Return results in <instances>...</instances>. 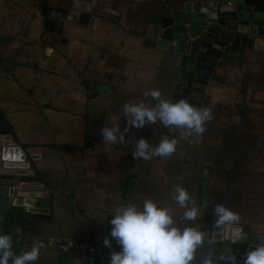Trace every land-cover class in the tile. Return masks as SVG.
<instances>
[{"label": "crops", "instance_id": "0c3cea01", "mask_svg": "<svg viewBox=\"0 0 264 264\" xmlns=\"http://www.w3.org/2000/svg\"><path fill=\"white\" fill-rule=\"evenodd\" d=\"M73 1L0 0V114L32 157L34 179L50 193L48 218L37 222V234L24 242L12 235L18 253L40 241L36 264H71L72 253L48 247V237L89 241L96 229L109 231L116 208L144 199L166 207L176 226L204 233L201 198L211 209L223 204L239 217L231 224L254 235L249 249L264 243V51H245L240 63L216 69L220 79L207 82L197 105L212 114L201 135L181 138L182 129L157 122L130 128L123 142L109 144L100 129L126 127L125 103L153 106L144 96L149 89L172 100L174 55L144 45L151 15L198 0H78L96 1L116 20L100 18L93 28L65 20L61 32L47 31L41 3L69 8ZM162 135L178 140L172 155L133 158L138 138L155 145ZM175 185L200 209L195 221H182L185 209L170 198ZM211 243L205 236L192 264H201ZM241 245L213 248L215 264L239 254Z\"/></svg>", "mask_w": 264, "mask_h": 264}, {"label": "water", "instance_id": "95a60500", "mask_svg": "<svg viewBox=\"0 0 264 264\" xmlns=\"http://www.w3.org/2000/svg\"><path fill=\"white\" fill-rule=\"evenodd\" d=\"M96 1L74 0L71 7L60 8L41 3L47 31L59 33L65 20L94 27L100 18L116 20L114 12ZM144 45L174 55L175 85L172 101L185 99L197 106L209 80L224 62H241L245 51H264V0H198L185 2L182 9L168 15L152 14ZM25 146L12 137L7 121L0 114V233H9L24 242L34 237L37 222L46 220L50 193L34 178ZM204 196V188L200 189ZM208 223L206 237L212 242L209 254L218 245L241 243L240 253L249 249L254 235L246 226H216L210 202L201 198ZM215 257H217L215 255Z\"/></svg>", "mask_w": 264, "mask_h": 264}, {"label": "clouds", "instance_id": "9594fccd", "mask_svg": "<svg viewBox=\"0 0 264 264\" xmlns=\"http://www.w3.org/2000/svg\"><path fill=\"white\" fill-rule=\"evenodd\" d=\"M144 96L151 97L155 104L149 107L144 101L125 103L120 111L126 127L121 130L118 123L101 127L102 141L109 144L123 142L130 128L141 129L157 122L164 128L182 129L181 138L193 134L199 136L205 131V123L212 118L208 108L197 107L185 99H164L158 89H149ZM177 144L175 137L166 135H162L155 145L140 137L136 140L132 156L143 160L166 158L176 151ZM170 198L185 209L182 221L196 220L200 209L192 206L191 196L182 186L175 185L170 191ZM211 213L216 217V226L231 224L239 219L234 211L220 203L212 207ZM108 223L109 237L119 247V251L110 253L108 264H192L194 253L206 236L197 227L176 226L169 210L151 199L116 208ZM103 244L111 248L107 237ZM43 247L44 244L37 241L29 249L18 253L13 248L12 235L0 233V264H36ZM201 264L215 262L209 254ZM224 264H238L237 257H226ZM239 264H264V243L246 249Z\"/></svg>", "mask_w": 264, "mask_h": 264}, {"label": "built area", "instance_id": "2783aa9c", "mask_svg": "<svg viewBox=\"0 0 264 264\" xmlns=\"http://www.w3.org/2000/svg\"><path fill=\"white\" fill-rule=\"evenodd\" d=\"M106 237L110 240L111 248L105 247L103 244V240ZM46 245L56 248L61 252L72 253L71 264H108L110 253L119 251V247L116 245L115 241L111 240L109 237V231L105 229H96L89 241L57 236L48 237L46 239ZM254 246H256V244L252 245V247ZM235 256L239 264L243 259V253H239Z\"/></svg>", "mask_w": 264, "mask_h": 264}, {"label": "trees", "instance_id": "16d2710c", "mask_svg": "<svg viewBox=\"0 0 264 264\" xmlns=\"http://www.w3.org/2000/svg\"><path fill=\"white\" fill-rule=\"evenodd\" d=\"M12 238H13V248L16 250V252H18L17 249L14 247V246H15V240H14V237H12Z\"/></svg>", "mask_w": 264, "mask_h": 264}]
</instances>
